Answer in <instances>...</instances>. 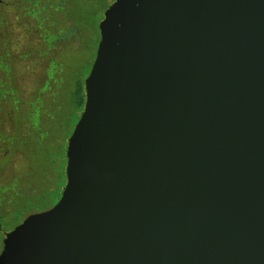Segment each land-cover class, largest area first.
<instances>
[{
	"label": "water",
	"instance_id": "1",
	"mask_svg": "<svg viewBox=\"0 0 264 264\" xmlns=\"http://www.w3.org/2000/svg\"><path fill=\"white\" fill-rule=\"evenodd\" d=\"M57 202L0 264H264V0H115Z\"/></svg>",
	"mask_w": 264,
	"mask_h": 264
},
{
	"label": "rangeland",
	"instance_id": "2",
	"mask_svg": "<svg viewBox=\"0 0 264 264\" xmlns=\"http://www.w3.org/2000/svg\"><path fill=\"white\" fill-rule=\"evenodd\" d=\"M114 1L76 0L73 6L69 7L70 16L77 23L78 28H84V30L82 29L78 36L77 50L63 49L56 55V61L60 65L54 79L56 89L54 93L60 101L58 106H61L62 113L59 111L55 121L43 123L40 149H34L35 143L29 138L26 145L23 146L24 148H21L24 157L20 152H15L12 155L10 167L5 166L9 159V153L0 156V188L11 184L12 174L26 173L28 169L30 171L29 184H25L23 194H16L8 190L3 194V197H0V251L4 235L7 232L21 223L28 215L50 208L60 197L66 182L65 152L67 142L78 120V118L76 119L77 110L68 102L69 95L78 78L82 79L84 83L95 57L99 40L98 25L103 19L105 10ZM60 12L64 15L66 11L62 10ZM50 14H53V12L51 11ZM58 17H61V15H58ZM88 39L91 40L89 46L87 44ZM14 69L13 75L10 77L12 79L8 80L6 69L0 67V92L4 91L6 87H10L16 89L17 96L21 100L34 98L33 93L38 92V80H41L44 74H41L40 79H38L36 75L29 74L24 68L22 69L19 64ZM43 69L44 66L41 65L40 71ZM45 92L49 93V90H45ZM45 101L47 102V100ZM5 107L6 105H3V101L0 100V109L4 110ZM1 120L0 113V127L2 125ZM47 173L50 175L47 176Z\"/></svg>",
	"mask_w": 264,
	"mask_h": 264
},
{
	"label": "flooded vegetation",
	"instance_id": "3",
	"mask_svg": "<svg viewBox=\"0 0 264 264\" xmlns=\"http://www.w3.org/2000/svg\"><path fill=\"white\" fill-rule=\"evenodd\" d=\"M75 1L0 0V67L6 69L8 80L12 79L10 77L17 64L29 74L36 75L38 79L41 74H44L42 79L38 80V92L33 93L34 98L43 93L40 92L41 89L49 90V93L46 94L51 95L52 91L48 86L51 82L54 84L60 65L56 61V55L63 49L77 50L78 48V36L84 28L79 30L77 23L69 14V7L73 6ZM62 10L66 11L64 15L60 12ZM51 11L53 14H50ZM90 41L88 39V46ZM41 65L44 66L42 71H40ZM11 90L10 87H6L4 91L0 92V100L3 101V105H6L4 110L0 109L2 118L0 156L8 153V149H13L12 139L17 132L23 136L30 132L28 117L21 116V113L23 115L26 113L29 116L27 113L28 104L18 112L14 106ZM13 154V152L8 154L9 159L5 166L10 167ZM22 156L24 157L23 154ZM25 174H12L11 184H9L11 191L16 189V180L23 181ZM9 189L6 186L1 187L0 196L3 197V194Z\"/></svg>",
	"mask_w": 264,
	"mask_h": 264
},
{
	"label": "trees",
	"instance_id": "4",
	"mask_svg": "<svg viewBox=\"0 0 264 264\" xmlns=\"http://www.w3.org/2000/svg\"><path fill=\"white\" fill-rule=\"evenodd\" d=\"M48 87L52 91L51 95L46 94L45 92L46 89L45 90L41 89L40 92L43 93L41 95L39 94L37 98L30 99L29 101H24L18 98L16 89L11 90L14 106L15 108H17L18 112L21 111V108L24 107V105L28 104L27 109L29 111L27 110V113H29V116L26 113L25 115L21 113V116L28 117L30 132L25 136L17 132L14 138L12 139L13 149L12 150L8 149V153L20 152L24 155L21 148H24L23 146L26 145L27 139L29 140V138H31L32 139L31 141L35 143L34 149H40L41 146L40 144L42 143L41 133L43 131L42 130L43 123H45L46 121H52V120L55 121L56 116L58 115L59 111H61V106H58V102L60 101H58V97H55L56 93H54L56 91L55 82L54 84H52L51 82ZM45 100H47V102ZM84 101H85L84 83L82 82V79L78 78L74 88L72 89V92L69 95V100H68L70 105L72 104V106H74L75 109L77 110L76 119L79 118L80 116V112L82 111L84 106ZM54 108H56V110H54ZM18 145L19 147H17ZM25 175L26 176L24 177L23 181L21 179L16 180L17 181L15 184L16 189L14 191H11L9 189L11 187L10 185L9 187L6 186L7 189H9L10 192H14L16 194H23L25 189V184L27 185L29 184L28 183V177L30 175L29 169L27 170ZM46 175L48 176L50 174L47 173Z\"/></svg>",
	"mask_w": 264,
	"mask_h": 264
}]
</instances>
